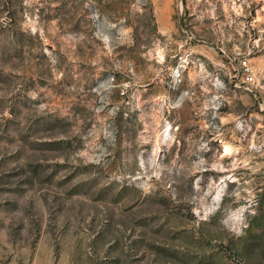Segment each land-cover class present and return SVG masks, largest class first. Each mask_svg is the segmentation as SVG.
Returning <instances> with one entry per match:
<instances>
[{"label":"rangeland","instance_id":"1","mask_svg":"<svg viewBox=\"0 0 264 264\" xmlns=\"http://www.w3.org/2000/svg\"><path fill=\"white\" fill-rule=\"evenodd\" d=\"M0 264H264V0H0Z\"/></svg>","mask_w":264,"mask_h":264},{"label":"built area","instance_id":"2","mask_svg":"<svg viewBox=\"0 0 264 264\" xmlns=\"http://www.w3.org/2000/svg\"><path fill=\"white\" fill-rule=\"evenodd\" d=\"M242 71L245 73V81L251 85L256 82L255 71L246 58L241 61Z\"/></svg>","mask_w":264,"mask_h":264},{"label":"bare ground","instance_id":"3","mask_svg":"<svg viewBox=\"0 0 264 264\" xmlns=\"http://www.w3.org/2000/svg\"><path fill=\"white\" fill-rule=\"evenodd\" d=\"M227 148V147H226Z\"/></svg>","mask_w":264,"mask_h":264}]
</instances>
